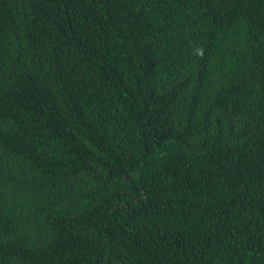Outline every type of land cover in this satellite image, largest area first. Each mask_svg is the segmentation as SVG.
I'll use <instances>...</instances> for the list:
<instances>
[{
  "label": "trees",
  "instance_id": "1",
  "mask_svg": "<svg viewBox=\"0 0 264 264\" xmlns=\"http://www.w3.org/2000/svg\"><path fill=\"white\" fill-rule=\"evenodd\" d=\"M0 264H264V0H0Z\"/></svg>",
  "mask_w": 264,
  "mask_h": 264
},
{
  "label": "clouds",
  "instance_id": "2",
  "mask_svg": "<svg viewBox=\"0 0 264 264\" xmlns=\"http://www.w3.org/2000/svg\"><path fill=\"white\" fill-rule=\"evenodd\" d=\"M199 54H200L201 56L203 55V50H202V49L199 50Z\"/></svg>",
  "mask_w": 264,
  "mask_h": 264
}]
</instances>
